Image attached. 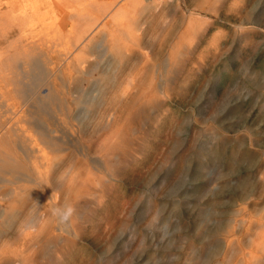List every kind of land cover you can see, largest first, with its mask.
I'll use <instances>...</instances> for the list:
<instances>
[{
	"label": "rangeland",
	"instance_id": "1",
	"mask_svg": "<svg viewBox=\"0 0 264 264\" xmlns=\"http://www.w3.org/2000/svg\"><path fill=\"white\" fill-rule=\"evenodd\" d=\"M50 1H0L1 50L49 54L3 87L36 151L0 264H264V0Z\"/></svg>",
	"mask_w": 264,
	"mask_h": 264
},
{
	"label": "bare ground",
	"instance_id": "2",
	"mask_svg": "<svg viewBox=\"0 0 264 264\" xmlns=\"http://www.w3.org/2000/svg\"><path fill=\"white\" fill-rule=\"evenodd\" d=\"M0 1H2V0H0ZM35 1V0H34ZM45 1V0H44ZM58 1V0H57ZM60 1H62V0H60ZM72 2H73V0H71ZM75 1V3H77L76 2V0H74ZM80 1V0H79ZM125 1V0H124ZM7 2V1H6ZM11 2H14V0H11ZM71 2V3H72ZM84 2V1H83ZM88 2V1H87ZM89 2H90V0H89ZM89 2H88V4H89ZM92 2V1H91ZM90 2V3H91ZM130 2V1H129ZM133 2V1H132ZM62 3V2H61ZM7 4H8V2H7ZM50 4L51 5H53V1L51 0L50 1ZM58 4H60V2L58 3ZM59 6V5H58ZM62 6V5H61ZM80 6V5H79ZM18 7V6H17ZM21 7V6H20ZM77 7V6H76ZM81 7V6H80ZM72 8H74V9H76L75 7H71L69 10H71ZM74 9H72V10H74ZM77 10V9H76ZM84 10L86 11V9L84 8L83 9V6H82V10L81 11H83L84 12ZM64 11V10H63ZM5 10L4 11H2V7H1V3H0V14H5ZM7 12H10V10L9 11H7ZM75 12V11H74ZM73 12V13H74ZM83 12L81 13V14H83ZM87 12V11H86ZM10 13H12V12H10ZM37 13V12H36ZM77 13V12H76ZM80 12H78L76 15H78ZM80 15V14H79ZM24 16H26V15H24ZM27 17V16H26ZM70 17H72V16H70ZM11 18H12V14H11ZM16 18H18V16L16 17ZM22 18V17H21ZM25 18V17H24ZM93 18V17H92ZM14 19H15V17H14ZM26 19V18H25ZM33 19V18H32ZM12 20H13V18H12ZM16 20H19V19H16ZM23 20V19H22ZM28 20V19H27ZM27 20H25V21H27ZM31 20V19H30ZM73 20V19H72ZM71 20V21H72ZM11 21V20H10ZM25 21L23 22V23H21V25H24V24H29L28 22H29V20H28V22H26L25 23ZM39 21V20H38ZM2 22V21H1ZM33 22H35V21H33ZM4 23V22H3ZM2 23V24H3ZM2 24H1V26H2ZM9 24H7V26H8ZM30 25V24H29ZM58 25V24H57ZM73 25V24H72ZM85 25V24H84ZM5 27H6V24L4 25ZM4 26H2V27H4ZM10 26V25H9ZM8 26V27H9ZM26 26V25H25ZM25 26H22L23 27V29H25ZM55 26H56V24H55ZM57 27V26H56ZM55 27V28H56ZM75 27H76V25H75ZM81 28H82V26H80ZM79 27V28H80ZM84 27V26H83ZM1 28V27H0ZM58 28H59V25H58ZM3 30L5 29V28H2ZM23 29H20V35L21 36H17L18 38L19 37H22V38H19V41H20V47H15V45H14V52H9L10 50L9 49H7L6 51L4 50H1L3 47H0V72L2 73L1 74V76H0V162L2 163L1 165L3 166V168H10V166L12 167V169L14 168V169H16V170H19L16 166H14V164H13V162H12V160H13V158L14 157H17V156H19V155H21L22 157H25V159H27V158H30L31 157V153L33 154V153H35V146H34V143H33V145H31V144H28L27 146L25 145L26 144V142H25V140H26V134H25V129H23L21 126V121L22 120H25V119H22L21 117H20V115H18L19 113H18V111H19V109H18V107H16L15 106V104L14 103H12V101L9 99V98H7V95H8V93H10V92H12L13 93V91L10 89V88H8L7 90L8 91H6L5 90V88H3L4 87V85L6 84L7 85V87L9 86V84L10 85H12V84H15V86L16 87H18V90L20 91V93H21V96H20V98L22 99L21 100V102H19V104H20V106L22 105V101H24V100H26L25 99V96L22 94V92H23V88L24 87H22V85L20 84V83H18L17 81H16V75L17 74H19V72H17L16 71V67H15V65H17V63H16V60H18V63H21V62H19V59L23 62H25L22 66H20V68H21V75H23L25 78L26 77H29V75H28V71H26V68H24L25 67V64L26 65H31V61H32V64H33V67L34 68H37V67H39L38 65V59H39V57L40 58H42V60H45V59H48V56H49V54H48V52H47V49L45 50L44 49V47H41V43H43L42 42V40H41V42H40V40H39V42H40V44L38 43V42H36L35 40H32L31 38V40H28V37L26 36V39H24V36L26 35L25 34V32H24V30ZM10 30V29H9ZM79 30V29H78ZM5 31V30H4ZM30 33V32H29ZM32 36H33V33L31 34ZM35 37H37V36H35ZM33 38V37H32ZM35 39V38H34ZM43 40H44V38H42ZM12 40V39H11ZM37 40V41H38ZM13 41V40H12ZM15 43L17 42L18 43V41H17V39H16V41H14ZM9 43H11V42H9ZM14 43V44H15ZM11 45V44H10ZM43 45H44V43H43ZM12 47V46H11ZM6 48H10L9 46L8 47H6ZM51 50V49H50ZM47 54H48V56H47ZM47 62V61H46ZM52 62V61H51ZM39 63H41V62H39ZM50 63V62H49ZM45 64V63H44ZM19 65V64H18ZM21 65V64H20ZM83 67V66H82ZM58 68V67H57ZM29 69V68H28ZM44 69H45V67H44ZM34 70V69H33ZM52 70V69H51ZM43 71V70H42ZM17 72V73H16ZM44 72V71H43ZM48 72V71H47ZM52 72H54V71H52ZM8 73H9V75L11 74L12 75V78H10V76H9V79H8ZM14 73H16L15 74V76H13V74ZM39 73V72H38ZM37 73V74H38ZM45 73V72H44ZM19 74V75H20ZM31 74V73H30ZM41 74V73H40ZM49 74V73H48ZM33 75V74H32ZM45 75V74H44ZM43 75V76H44ZM55 75V74H54ZM21 77V76H20ZM37 77V76H36ZM54 77V76H53ZM24 78V79H25ZM38 78V77H37ZM29 80H30V78H28ZM50 79V78H49ZM22 79L20 78L19 79V81H21ZM35 80V79H34ZM33 79H32V81H34ZM39 80V79H38ZM51 80V79H50ZM14 81H15V83H14ZM31 81V82H32ZM36 81V80H35ZM23 83H24V81H22ZM42 82V81H41ZM22 83V84H23ZM25 83H26V81H25ZM28 83V82H27ZM53 85H52V84ZM51 85L53 86V88H54V91H57L58 90V86H56V84H57V78H54V79H52V81H51ZM29 84V86L30 85H32L33 84V82L30 84V82L28 83ZM38 84H39V82H38ZM49 84V83H48ZM21 85V86H20ZM25 85V84H24ZM23 85V86H24ZM40 85V84H39ZM38 85V86H39ZM46 85V84H45ZM50 85V87H52ZM32 87V86H31ZM30 87V88H31ZM35 87V86H34ZM28 88V87H27ZM29 88V89H30ZM39 88H40V86H39ZM48 88H49V86H48ZM52 88V89H53ZM10 89V90H9ZM35 89V88H34ZM33 89V91H35ZM41 89V88H40ZM13 90H15V88L13 89ZM25 90L26 89H24V93H25ZM42 90H44V89H42ZM42 90H41V92H42ZM27 91V90H26ZM49 91H50V89H49ZM48 91V92H49ZM16 92V91H15ZM32 92V91H31ZM37 92H38V90H37ZM19 93V94H20ZM28 93V92H27ZM26 93V94H27ZM34 94H36L35 92H33ZM39 93V92H38ZM17 94V93H16ZM44 94V93H43ZM46 94H47V92H46ZM50 94V93H49ZM14 95V94H13ZM17 96V95H16ZM30 96V95H29ZM29 96H27V97H29ZM32 96V95H31ZM30 96V97H31ZM39 96V95H38ZM37 96V97H38ZM26 97V98H27ZM33 97H34V95H33ZM43 97V96H42ZM10 98H12L11 96H10ZM40 98V97H39ZM44 98V97H43ZM48 98V97H47ZM38 99V98H37ZM13 100V99H12ZM39 100H42V99H39ZM43 100H45V99H43ZM11 101V102H10ZM30 101V100H29ZM34 101V100H33ZM33 101H31V102H33ZM38 101V100H37ZM50 101V100H49ZM40 102V101H39ZM27 103H28V101H27ZM43 103V102H42ZM44 104V103H43ZM36 105H37V103H36ZM45 105V104H44ZM31 106H33L32 104H31ZM42 106V105H41ZM47 106V105H46ZM24 108H26V107H24ZM30 108V107H29ZM35 108H37L36 106H35ZM43 109H44V107H42ZM54 108V107H53ZM28 109V108H27ZM38 109V111L40 112V109L39 108H37ZM46 109V108H45ZM44 109V111H47V110H45ZM50 109V108H49ZM30 110V109H29ZM35 110V109H34ZM22 111V110H21ZM32 111V110H31ZM36 111V110H35ZM52 111V110H51ZM30 112V111H29ZM32 113V112H31ZM41 113V112H40ZM40 113L38 114V115H40ZM35 114V113H34ZM42 114V113H41ZM45 114V113H44ZM36 119H38L37 117H36ZM41 119V118H40ZM40 121V120H39ZM44 123V122H43ZM40 125V124H39ZM24 126V125H23ZM19 129H21V130H23L24 132H22V133H24V135H25V137H23V134L21 133V132H19ZM71 130V129H70ZM44 133V132H43ZM28 135V134H27ZM45 135H48V133H46ZM32 136L33 135H29V137H30V140H31V138H32ZM43 136V135H42ZM17 137L19 138V142H21L20 144H18V143H16V140H17ZM29 137H28V140H29ZM43 138V137H42ZM45 138H47V137H45ZM44 139V138H43ZM27 140V141H28ZM36 140V139H35ZM46 141H47V139H45ZM34 141V140H33ZM36 142H37V140H36ZM39 143V142H38ZM51 143V142H50ZM36 145V144H35ZM52 145V144H51ZM38 146V145H37ZM17 147L20 149V150H17ZM41 149L42 148H38L37 147V150H38V152H41ZM35 150V151H34ZM34 155V154H33ZM39 156H40V154L37 156V159L34 161L35 163H37L36 161H38V159H39ZM33 157V156H32ZM35 157V156H34ZM24 159V160H25ZM31 159V158H30ZM33 159H35V158H33ZM32 160V159H31ZM30 160V161H31ZM42 161V160H41ZM37 165V164H36ZM35 165V166H36ZM2 166H0V167H2ZM41 167V166H40ZM36 169H38V166H37V168ZM41 178V177H40ZM6 179V178H5ZM11 180V179H10ZM36 180V179H35ZM34 181V180H33ZM11 182V181H10ZM13 182V181H12ZM36 182V181H35ZM18 183H19V181H18ZM41 183H43V184H46L47 185V187H50V183H49V181L48 180H43V181H41ZM13 184V183H12ZM40 184V183H39ZM38 184V185H39ZM22 185V184H21ZM42 185V184H41ZM19 188H22V187H20V186H15V184H13L12 185V187L11 188H9V189H6V191H4L2 194H1V200L2 201H0V204H4V203H6V201L8 202V206H10V202L9 201H11L12 199H13V197H14V195L15 194H17L20 190H19ZM86 189L84 188L83 189V191L82 192H80L79 194L78 193H75L74 194V202H75V204L77 205V206H79V204H81L82 202H81V200L80 199H82V197L85 195V193H86ZM48 197V196H47ZM46 197V198H47ZM4 202V203H3ZM81 202V203H80ZM12 204V203H11ZM12 206V205H11Z\"/></svg>",
	"mask_w": 264,
	"mask_h": 264
}]
</instances>
